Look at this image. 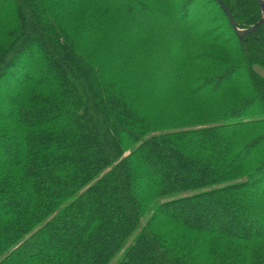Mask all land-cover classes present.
I'll return each mask as SVG.
<instances>
[{"label": "trees", "instance_id": "trees-1", "mask_svg": "<svg viewBox=\"0 0 264 264\" xmlns=\"http://www.w3.org/2000/svg\"><path fill=\"white\" fill-rule=\"evenodd\" d=\"M0 17V264H264V24L240 39L218 0Z\"/></svg>", "mask_w": 264, "mask_h": 264}, {"label": "rangeland", "instance_id": "rangeland-1", "mask_svg": "<svg viewBox=\"0 0 264 264\" xmlns=\"http://www.w3.org/2000/svg\"><path fill=\"white\" fill-rule=\"evenodd\" d=\"M146 15H148L151 20H155L153 17L154 16H151L150 13L148 12ZM85 17H89L87 15H85ZM139 17V16H138ZM148 18V17H147ZM7 18L5 17H0V30H2L4 28V30L6 29V27L8 26L7 25ZM156 22L157 23H160L161 26L157 28V25H156ZM163 22L161 20H156L154 24H151V25H148L149 27H156L158 29L159 32H162L164 31L165 33H168V31H171V33H174L175 30H174V26H169L168 24H162ZM174 30V31H173ZM84 31V30H83ZM82 31V32H83ZM85 35V34H84ZM82 36V35H81ZM166 62V61H165ZM163 63L162 64V61L160 60L158 63L159 64H162V69H160V71L156 72V73H153V75H155V77H164L168 74V69L173 65V63L171 61H168L166 63ZM37 66L38 67H42L41 64H40V60H37ZM258 70L262 73H264L263 70L259 69ZM145 96V94H143ZM143 99V98H142ZM227 149V147L224 146V150ZM12 151V150H11ZM259 198H263L264 199V195L263 194H257ZM255 203L253 205H251V207H247L246 210H247V214L248 212L250 211L251 212V215H250V218H251V221L253 223H256V225L258 226H264V219L262 218V216H264V209H255ZM249 205V204H248ZM244 213V212H243ZM246 213V211H245ZM214 216V214H213ZM247 221V220H246ZM246 226H249L247 223H245Z\"/></svg>", "mask_w": 264, "mask_h": 264}, {"label": "water", "instance_id": "water-1", "mask_svg": "<svg viewBox=\"0 0 264 264\" xmlns=\"http://www.w3.org/2000/svg\"><path fill=\"white\" fill-rule=\"evenodd\" d=\"M218 2L220 3V5H221L222 9L224 10V12L227 14L231 25L234 27V29H235V31H236V33H237V35H238V37L240 39H242L246 34L256 31L262 24H264V0H258L260 8L262 10V18H261V20L258 23L254 24L253 26H251L250 28H247V29L238 28L236 26V23H235V21H234V19L232 17V14H231L230 10L225 5V3L222 0H218Z\"/></svg>", "mask_w": 264, "mask_h": 264}]
</instances>
